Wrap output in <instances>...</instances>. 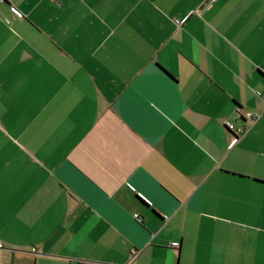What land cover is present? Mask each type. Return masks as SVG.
<instances>
[{"label": "crops", "instance_id": "obj_1", "mask_svg": "<svg viewBox=\"0 0 264 264\" xmlns=\"http://www.w3.org/2000/svg\"><path fill=\"white\" fill-rule=\"evenodd\" d=\"M0 240L264 264V0H0Z\"/></svg>", "mask_w": 264, "mask_h": 264}, {"label": "built area", "instance_id": "obj_2", "mask_svg": "<svg viewBox=\"0 0 264 264\" xmlns=\"http://www.w3.org/2000/svg\"><path fill=\"white\" fill-rule=\"evenodd\" d=\"M254 116L251 114V113H249L248 115H247V118H253ZM226 125H227V127L230 129V130H237V131H241V129L240 128H235V126H234V124L233 123H231V122H229V121H226ZM0 248H3V243H2V241L0 240Z\"/></svg>", "mask_w": 264, "mask_h": 264}]
</instances>
